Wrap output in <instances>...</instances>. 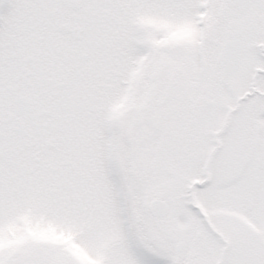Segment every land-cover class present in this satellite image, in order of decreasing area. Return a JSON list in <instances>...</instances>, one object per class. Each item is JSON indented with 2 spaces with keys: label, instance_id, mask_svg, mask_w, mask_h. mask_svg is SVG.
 <instances>
[{
  "label": "snow or ice",
  "instance_id": "snow-or-ice-1",
  "mask_svg": "<svg viewBox=\"0 0 264 264\" xmlns=\"http://www.w3.org/2000/svg\"><path fill=\"white\" fill-rule=\"evenodd\" d=\"M0 264H264V0H0Z\"/></svg>",
  "mask_w": 264,
  "mask_h": 264
}]
</instances>
